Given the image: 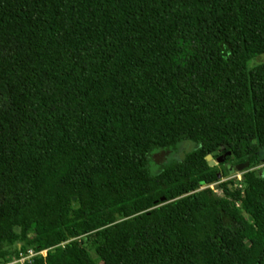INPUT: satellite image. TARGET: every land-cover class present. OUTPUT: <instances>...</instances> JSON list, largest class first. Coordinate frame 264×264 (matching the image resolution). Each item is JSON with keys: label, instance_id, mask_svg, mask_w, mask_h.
Masks as SVG:
<instances>
[{"label": "trees", "instance_id": "16d2710c", "mask_svg": "<svg viewBox=\"0 0 264 264\" xmlns=\"http://www.w3.org/2000/svg\"><path fill=\"white\" fill-rule=\"evenodd\" d=\"M261 53L264 0H0V264H264Z\"/></svg>", "mask_w": 264, "mask_h": 264}, {"label": "rangeland", "instance_id": "374dc122", "mask_svg": "<svg viewBox=\"0 0 264 264\" xmlns=\"http://www.w3.org/2000/svg\"><path fill=\"white\" fill-rule=\"evenodd\" d=\"M262 62H264V53H261V54L257 55L255 58H253L251 60V62L249 63V68H251L255 64H259ZM196 148H197V145L195 143L182 142V143L177 145V150H174L173 148L163 149V150H159V149L155 150L154 154L152 155L151 162H150L151 173L153 175L158 174V172L160 170V165L162 163L169 162L174 158H182L184 156V154H186L187 152H190L192 150H195ZM222 151H223V149H221L216 155H214L213 159L216 160L220 156V154H222ZM257 157L259 159V164L257 166H255L254 169L257 170L259 175H263L264 174V146L258 148ZM244 172L245 171H242V172L234 171L231 173V175L223 178L221 180V182L226 181V180H230V179H232V180L235 179L238 181V176L239 175L242 176ZM214 185L215 184H213V187H214ZM215 191L220 198L224 197V194L220 189H215ZM245 216H246L247 220L250 221L247 214H245ZM90 256L98 264H101V261H100L98 255L94 251H90Z\"/></svg>", "mask_w": 264, "mask_h": 264}, {"label": "built area", "instance_id": "2783aa9c", "mask_svg": "<svg viewBox=\"0 0 264 264\" xmlns=\"http://www.w3.org/2000/svg\"><path fill=\"white\" fill-rule=\"evenodd\" d=\"M242 176H238L239 186L241 187ZM208 187L213 188V185H209ZM215 191V190H214ZM216 192V191H215ZM47 249L37 250L32 247H27L25 250H20L18 255L13 259L3 262L1 264H31L32 259L37 255L45 256Z\"/></svg>", "mask_w": 264, "mask_h": 264}, {"label": "water", "instance_id": "95a60500", "mask_svg": "<svg viewBox=\"0 0 264 264\" xmlns=\"http://www.w3.org/2000/svg\"><path fill=\"white\" fill-rule=\"evenodd\" d=\"M221 149L222 148H218L212 154L206 155V159L210 165H215V164L220 163L221 161L224 160V158H225L226 154H228V152L221 154L216 160L213 159V155H216ZM248 167H249V161H245L243 163L228 165V169H229L230 173H232L234 171L242 172V171H245ZM217 178H219V179L221 178L220 173L217 174ZM159 201L164 202L165 197L161 196ZM155 202L157 203V201H155Z\"/></svg>", "mask_w": 264, "mask_h": 264}, {"label": "flooded vegetation", "instance_id": "af4514ba", "mask_svg": "<svg viewBox=\"0 0 264 264\" xmlns=\"http://www.w3.org/2000/svg\"><path fill=\"white\" fill-rule=\"evenodd\" d=\"M226 157V156H225ZM225 159V158H224Z\"/></svg>", "mask_w": 264, "mask_h": 264}]
</instances>
